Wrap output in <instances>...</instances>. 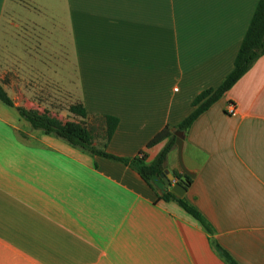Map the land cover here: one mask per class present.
Masks as SVG:
<instances>
[{"label": "crops", "instance_id": "crops-1", "mask_svg": "<svg viewBox=\"0 0 264 264\" xmlns=\"http://www.w3.org/2000/svg\"><path fill=\"white\" fill-rule=\"evenodd\" d=\"M256 3L0 0V83L15 106L61 121L74 120L51 108L66 94L104 130L93 145L150 161L165 139L147 142L231 70ZM105 114L117 118L107 141ZM181 141L193 173L182 196L212 233L128 165L0 101V264H228L215 243L238 264H264V52ZM175 151L168 189L185 174Z\"/></svg>", "mask_w": 264, "mask_h": 264}, {"label": "trees", "instance_id": "trees-1", "mask_svg": "<svg viewBox=\"0 0 264 264\" xmlns=\"http://www.w3.org/2000/svg\"><path fill=\"white\" fill-rule=\"evenodd\" d=\"M264 52V0H257L255 9L250 18L244 36L239 44L231 70L224 76L221 82L214 87H207L199 91L192 99V109L179 122L174 125L165 124L146 144L150 147L155 143L165 139L163 146L150 160L145 161L144 150L140 155L120 156L106 151L104 148L96 147L92 144V132L80 121L66 120L61 121L55 116H51L46 111L39 112L37 109L25 108L14 105L13 99L9 96L6 89L0 83V101L7 106L15 107L18 115L25 119L33 128H39L45 132L53 133L63 138L69 144L79 147L90 153L103 155L122 162L135 170L150 186H161L162 197L165 199H174L181 207L190 213L199 223L212 233L213 227L203 216V214L190 202L185 196H177L168 189V184L160 176L164 169V163L167 153L174 147L176 131H186L192 122L205 110H207L215 101H217L252 65V63ZM70 112L86 117L88 112L82 103L76 102L68 106ZM105 141L113 133L117 118L105 114ZM190 176L184 174L181 182L185 187L190 183ZM228 264H238L226 249L215 243L214 246Z\"/></svg>", "mask_w": 264, "mask_h": 264}, {"label": "rangeland", "instance_id": "rangeland-1", "mask_svg": "<svg viewBox=\"0 0 264 264\" xmlns=\"http://www.w3.org/2000/svg\"><path fill=\"white\" fill-rule=\"evenodd\" d=\"M4 77H5V81H7V74L6 73H5ZM37 90H43V89H39V87H38ZM37 93H38L37 95L41 96V99H43V95L41 94V92H37ZM62 102H63L62 106L57 107V108H53V107H51V108L54 109L57 113L63 112L62 113L63 118H73L74 120L82 122L86 127H88L90 129L92 134H94V137L96 139H98L99 142L101 143L103 140V134L102 133L104 132V130L100 127V123L93 117L83 118L79 115L71 113L68 109V105L70 104L71 101H70V99H68L66 94L63 95ZM100 135L102 137H100ZM175 157H177V150L175 151ZM183 162H184V159H183ZM184 164H185V162H184Z\"/></svg>", "mask_w": 264, "mask_h": 264}, {"label": "water", "instance_id": "water-1", "mask_svg": "<svg viewBox=\"0 0 264 264\" xmlns=\"http://www.w3.org/2000/svg\"><path fill=\"white\" fill-rule=\"evenodd\" d=\"M181 136H182V131L181 130H177L176 131L175 144H176L178 162H179V165L182 168V170L185 172V174H187L188 176H193V173H191L185 167V165L183 164V161H182V156H181V148H182ZM160 176H162L163 180L167 184L171 183L172 181H174L173 174L169 173V172H166L165 170L160 172ZM170 190L172 192H174L175 194H177L178 196H182L184 194L185 190H186V187L184 186V184L180 180H177V181L173 182V184H171Z\"/></svg>", "mask_w": 264, "mask_h": 264}, {"label": "built area", "instance_id": "built-area-1", "mask_svg": "<svg viewBox=\"0 0 264 264\" xmlns=\"http://www.w3.org/2000/svg\"><path fill=\"white\" fill-rule=\"evenodd\" d=\"M235 112V104L233 102H228L226 107L227 114H233Z\"/></svg>", "mask_w": 264, "mask_h": 264}]
</instances>
